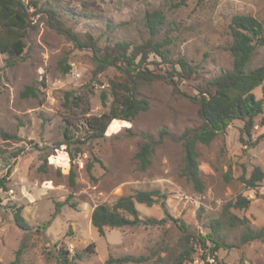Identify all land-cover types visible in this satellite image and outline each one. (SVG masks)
<instances>
[{
	"label": "rangeland",
	"instance_id": "1",
	"mask_svg": "<svg viewBox=\"0 0 264 264\" xmlns=\"http://www.w3.org/2000/svg\"><path fill=\"white\" fill-rule=\"evenodd\" d=\"M34 1L55 8L81 40L92 35L100 47L122 40H146L145 14L161 11L165 22L154 41L167 39L169 59L183 58L197 68L189 81L179 83L187 95L197 94L199 85L231 69L232 58L226 50L231 18L264 17V0ZM32 19L35 28L29 30L16 64L6 67L5 55L0 54V129L14 137L0 138V178L8 176L7 190H0V264L14 261L20 247L19 264H58L60 248L68 251L69 258L81 254L77 264H172L180 252L174 221L183 222L195 236L205 235L209 222L220 218L222 206L239 195L249 200V206L231 212L249 219L252 229L264 227V179L254 189L242 182L256 166L264 172V137L255 147L249 146L264 135V126L258 125L260 117L255 119L250 142L241 139L243 124L235 120L209 145H197L204 184L203 192L197 193L181 174L183 151L177 140L184 130L201 124L197 106L160 81L139 89V95L150 102L146 112L131 122L113 120L103 138L83 144L73 163L71 186L64 134L73 140L88 136V119L108 111L109 82L119 80L120 74L110 68L95 76L90 51L76 49L48 28L40 15ZM148 61L149 69L164 71L162 64H153L160 63L158 57L151 55ZM62 62L69 66L68 73L63 72ZM263 63L261 48L254 54L251 68ZM27 87L33 88L34 95L23 97ZM254 94L262 98L260 88ZM161 129L169 136L152 153L147 170L139 171L134 155L145 140L142 135L156 138ZM93 159L100 163L89 174L86 164ZM151 190H158L163 198L150 207L136 204L142 223L107 227L104 236L98 235L91 224L97 205H112L121 196ZM56 204H60L57 212ZM14 207L22 209L29 231L15 226ZM150 219L158 223L150 224ZM241 232L240 228H223L219 236L226 245L236 246L220 248L215 253L217 263L264 264V240L239 245ZM195 249L191 264H207L209 249ZM125 256L146 260L113 262Z\"/></svg>",
	"mask_w": 264,
	"mask_h": 264
},
{
	"label": "trees",
	"instance_id": "2",
	"mask_svg": "<svg viewBox=\"0 0 264 264\" xmlns=\"http://www.w3.org/2000/svg\"><path fill=\"white\" fill-rule=\"evenodd\" d=\"M30 9L34 11L30 12ZM40 15L45 25L63 36L76 49L91 52V60L94 63L93 74L95 76L107 69H115L119 74V80L109 82L111 102L109 109L98 116H92L87 121L88 136L83 139L73 140L67 133L64 134L66 153L68 154L71 169L69 172V184L74 186L75 172L73 163L76 156L82 153V146L86 141L101 139L107 127L113 120L131 122L140 113L146 112L150 107L147 98L139 95L142 85H150L153 82L168 84L174 94L186 96L190 102L197 106V115L201 124L195 128L186 129L178 137L181 142L183 158L181 174L197 193H202L204 184L198 166V144L209 145L215 137L225 132L227 127L235 120L242 122L240 130L241 139L246 138L245 143L250 142L252 131L255 128V119L260 117L258 125L264 126V63L251 68V62L257 50L264 48V17L258 19L250 15H235L229 23L230 42L226 47L232 58V66L228 71L221 72L209 79L204 85L196 88L197 94L187 95L179 86L180 81H189L197 73V68L183 58L169 59V51L166 46L167 39L154 41L153 37L164 24L165 18L161 11L155 10L145 14L143 26L149 37L142 42L116 41L110 45L100 47L92 35L86 34L81 40L77 33L65 25L60 13L53 7L38 6L34 0H0V54L5 55V66L13 67L22 56L27 34L34 29L33 17ZM155 56L160 59L164 71L156 72L148 68V58ZM63 72H69V66L62 62ZM260 88L262 98L257 99L254 90ZM21 95L28 97L34 95V90L27 87ZM102 101L106 95L102 94ZM67 132V129H66ZM145 139L137 148L134 155L135 166L139 171H145L150 166V157L154 150L169 136L166 129H161L156 138L142 135ZM264 135L257 137L249 143L255 147ZM0 138L3 140L14 137L0 129ZM71 146L72 147L71 149ZM73 148H75L73 150ZM46 162V158H44ZM100 161L93 159L86 164V170L90 174L94 164ZM7 178H0V190H7ZM264 179L263 170L256 166L252 169L248 179L242 178V182L249 189H254ZM163 195L158 190L136 191L133 195L121 196L112 205L99 204L91 213V224L99 236H104L105 228H122L136 226L142 223L136 204L148 207L156 204ZM249 206V200L241 195L225 203L220 212V218L212 219L205 235H193L189 227L181 221L175 220L179 231L178 244L180 252L172 264H191L195 246L203 251L208 250L212 255L220 248H232L236 244H228L221 238L220 233L226 226L228 228H240L242 230L238 241L239 245H245L254 241L264 240V227L250 228V221L246 217H238L231 210H243ZM60 204H56L55 211H59ZM13 222L23 232L29 231V225L21 215L20 207L12 209ZM55 215V213H54ZM150 224H157L154 219ZM162 222H166L163 219ZM206 242L210 243L207 247ZM197 248V247H196ZM20 247L15 254V259L9 264H19L22 254ZM82 256L79 253L69 258L65 249H59L57 253L58 264H77ZM112 260V259H110ZM144 257L134 258L125 256L115 259L116 263H141Z\"/></svg>",
	"mask_w": 264,
	"mask_h": 264
},
{
	"label": "built area",
	"instance_id": "3",
	"mask_svg": "<svg viewBox=\"0 0 264 264\" xmlns=\"http://www.w3.org/2000/svg\"><path fill=\"white\" fill-rule=\"evenodd\" d=\"M205 259H206L207 264H219L215 260V256L214 255L209 254V255H207V257Z\"/></svg>",
	"mask_w": 264,
	"mask_h": 264
}]
</instances>
